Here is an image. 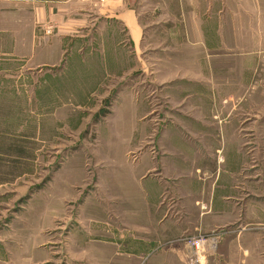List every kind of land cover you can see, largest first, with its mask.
I'll return each mask as SVG.
<instances>
[{
  "label": "rangeland",
  "instance_id": "374dc122",
  "mask_svg": "<svg viewBox=\"0 0 264 264\" xmlns=\"http://www.w3.org/2000/svg\"><path fill=\"white\" fill-rule=\"evenodd\" d=\"M86 1L0 0V137L25 151L0 167V264H182L171 253L144 263L118 255L119 237L132 241L148 220L137 199L145 165L141 185L164 211L156 225L179 228L170 247L186 249L184 264L188 244L203 238L205 264H264V19L249 0H221L205 25L186 26L187 42L168 40L165 26L156 42L145 37L139 66L130 46L118 47L127 35L97 22L107 0ZM177 78L215 84L235 125L221 155L198 150L206 160L197 169L167 159L181 150L167 149L165 130L173 110L215 120L165 92ZM199 195L208 203L194 233Z\"/></svg>",
  "mask_w": 264,
  "mask_h": 264
},
{
  "label": "crops",
  "instance_id": "0c3cea01",
  "mask_svg": "<svg viewBox=\"0 0 264 264\" xmlns=\"http://www.w3.org/2000/svg\"><path fill=\"white\" fill-rule=\"evenodd\" d=\"M70 1L71 5L69 7L71 9H80L91 5V2L86 0H76V2L69 0V3ZM221 3V0H107L105 4L100 5L105 9H100V17L97 22L102 24L104 28H112L113 36L115 35L114 31L117 32L116 37L119 40L123 39L124 34H126L128 40H121L118 47H124L123 44L130 46L129 48L135 59L139 63V66H141L142 44L145 37L148 38L151 43L156 42V40L161 38V35L163 34L160 27L165 26L167 28L166 38L168 40L172 37V40L181 43L187 42L190 39V32H187L186 26L199 27L205 25L203 20L204 18H207L208 12L210 10L220 9ZM147 7L149 8V13L144 12V10H147ZM249 11H252L257 17L260 16L263 20L264 0H249ZM252 16L253 15L249 13V17ZM145 26L151 27L150 30L148 29V31H146L144 28ZM194 32L199 34L198 29H195ZM192 39L194 40V38ZM115 40L112 39V41ZM123 47L118 48L117 51L112 50V53L125 52ZM151 52H153L151 54L156 56L158 54L155 51ZM73 55L74 53L71 54L70 57ZM76 56L81 59L83 57H89V54H77ZM110 57L113 58L114 55L111 54ZM70 72L72 73V71ZM186 81L189 80H186L185 78L175 79L173 82L165 85V92L169 93L174 100L179 101L184 107L183 110L188 109L192 111L193 109V111L195 110L197 113L198 111L207 113L209 114L210 119L215 120V123H206L204 121L205 117L199 120V118H194V116L185 114L181 110L172 111L173 117L169 121L172 123L169 124L165 130V138L168 141H166V144L168 143L167 149H180L181 154H172V156L168 155L166 157L182 170H187L189 168L197 169V161L206 160L205 155H198L200 153L198 152L199 149H217L216 152L221 155L223 149H228V142L226 143L224 140L232 135L234 137L236 136L235 125L232 124L231 121L233 120L230 119L231 114L228 113L225 115L226 118H224L222 113H220L225 100H223L221 94L217 92L215 84L207 87L199 83H189ZM124 83L123 79L119 85L124 87ZM137 86H142V83L140 82ZM199 138H203V140H198ZM206 139H210V142H207ZM185 152L190 153L188 154L190 155L189 159L185 155ZM191 153L193 154L192 156ZM219 158L218 163L221 166L223 160L221 156H219ZM210 162L212 165L216 164L215 157L212 158ZM146 168V165L141 167L140 172L137 174V177L141 178L139 187L140 190H142L137 199L139 202H145L146 205H140V215L141 217L148 218V220H145L146 224H139L134 227L132 241L129 240L128 242L126 239L122 240V237H119L117 243L118 255L132 256L135 260L139 261V263H144L148 260L164 259V254L171 253L175 259H179L180 263L184 264V250L186 249L181 246H173L174 248L170 247L173 243L171 240L176 238L173 234H176L179 231V228L172 227L170 228L171 230L167 232L165 227H159L156 225L158 224V221L163 218L164 211H160L158 208L160 197L154 193L144 192V185H141L143 177L142 172ZM194 179L198 182L197 178ZM143 180L144 182L147 181L146 178ZM210 180L207 181H209L211 191H214V188L222 187L221 185L217 187L219 177L216 182ZM225 200V198H221V200L217 199L215 205L211 202L210 209H213L214 206L215 209L222 208L223 204L221 202H225ZM193 201L194 206L198 208V211H194L193 215L197 220L193 226V232L199 233L204 230V226L202 223L201 225L199 224L198 219L205 216L203 210L206 209L208 200H206L205 196L199 195ZM218 213H221L220 215L223 214L220 211ZM190 216L191 215H189V217ZM172 231L175 233H172ZM165 246H169L170 250H165ZM161 250H164V252ZM182 253H184V255H182Z\"/></svg>",
  "mask_w": 264,
  "mask_h": 264
},
{
  "label": "built area",
  "instance_id": "2783aa9c",
  "mask_svg": "<svg viewBox=\"0 0 264 264\" xmlns=\"http://www.w3.org/2000/svg\"><path fill=\"white\" fill-rule=\"evenodd\" d=\"M206 245L207 244L204 238L197 241H192L188 244V248H190L188 255L190 264H205L207 251L212 248L211 247L207 250Z\"/></svg>",
  "mask_w": 264,
  "mask_h": 264
},
{
  "label": "trees",
  "instance_id": "16d2710c",
  "mask_svg": "<svg viewBox=\"0 0 264 264\" xmlns=\"http://www.w3.org/2000/svg\"><path fill=\"white\" fill-rule=\"evenodd\" d=\"M25 155L23 149L14 148L11 149L6 142L0 137V167L4 165L7 166L11 163L17 164L20 162V157ZM12 156L19 157V159H12Z\"/></svg>",
  "mask_w": 264,
  "mask_h": 264
}]
</instances>
